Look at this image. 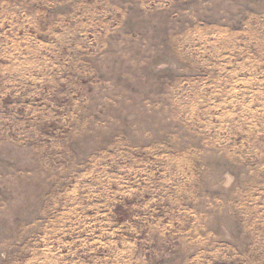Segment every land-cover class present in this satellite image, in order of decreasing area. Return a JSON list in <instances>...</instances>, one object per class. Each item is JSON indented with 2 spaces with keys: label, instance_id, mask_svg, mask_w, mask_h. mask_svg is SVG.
Returning <instances> with one entry per match:
<instances>
[{
  "label": "rangeland",
  "instance_id": "rangeland-1",
  "mask_svg": "<svg viewBox=\"0 0 264 264\" xmlns=\"http://www.w3.org/2000/svg\"><path fill=\"white\" fill-rule=\"evenodd\" d=\"M0 264H264V0H0Z\"/></svg>",
  "mask_w": 264,
  "mask_h": 264
}]
</instances>
